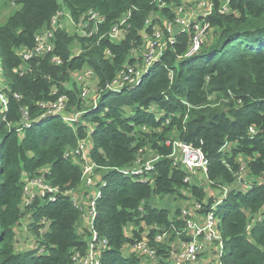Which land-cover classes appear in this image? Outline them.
<instances>
[{
  "label": "trees",
  "instance_id": "16d2710c",
  "mask_svg": "<svg viewBox=\"0 0 264 264\" xmlns=\"http://www.w3.org/2000/svg\"><path fill=\"white\" fill-rule=\"evenodd\" d=\"M14 2L18 8L0 24V74L7 97V108H0V264H75L74 252L87 251L90 231H77L83 212L71 194L82 184L83 160L71 154L82 140L88 142V161L101 172L93 221L107 243L100 264H145L134 251L123 254L124 246L141 240L144 232L155 249L154 264H173L166 241L154 237L181 230L180 210L172 215L150 203L152 196L166 195L195 199L203 212L221 198L213 212L222 248L211 262L264 264V184L257 182L264 174V0H231L228 13L214 10L208 19L212 41L206 39L191 55L185 56L190 34L176 33L136 83L121 87L107 85L128 74L129 67L137 70L145 36L163 31L164 22L173 19L171 8L159 9L158 0ZM63 8L74 23L88 20L87 31L95 30L53 28L51 21ZM89 11L101 21L90 19ZM151 13L156 16L147 23ZM116 25L121 34L114 39ZM44 29L53 31L52 50L31 57L28 70L19 73L18 51L32 49L35 34ZM86 69L97 81L89 106L84 87L71 80ZM60 96L66 101L63 115L47 114L39 105ZM76 113L72 122L63 118ZM172 132L202 150L207 180L222 196L204 204V189L184 182L186 171L173 164L167 143ZM147 150L157 156L148 172L151 181L122 173ZM242 166L252 177L247 188L233 186ZM43 168L45 181L57 192L53 199L36 195L22 209L26 181ZM26 215L36 246L17 251L15 227ZM128 225L134 227L130 235L124 230Z\"/></svg>",
  "mask_w": 264,
  "mask_h": 264
},
{
  "label": "built area",
  "instance_id": "2783aa9c",
  "mask_svg": "<svg viewBox=\"0 0 264 264\" xmlns=\"http://www.w3.org/2000/svg\"><path fill=\"white\" fill-rule=\"evenodd\" d=\"M231 0H158L157 5L159 9L161 8H171L173 12V19L170 21L164 22V29L161 31L160 29H154V32L150 36H145V40L147 39V43L145 45V49L142 52V69L134 70L133 68H128V74H123L120 79L115 80L113 83L107 85V87H121L122 85L128 84L131 85L136 83L141 75L149 69L154 61L159 59L164 50L167 43L174 42L176 38V33L178 32H187L190 34V45L188 51L185 56L191 55L197 52L200 49L202 43L208 38L212 27L208 21L210 14L216 10L220 14L228 13L229 5ZM193 12L194 16L192 18L186 17L185 13ZM60 13H58L59 15ZM88 16L90 19H94L95 21L100 22L101 17L97 16L95 12L89 11ZM58 15L54 17L51 21L52 27L56 26V18ZM156 16L153 13L150 14L147 23H150L152 18ZM71 20V18H70ZM72 24L77 28L79 33L91 34L96 26H91L89 28V21L81 20L77 24L71 20ZM123 22V20L121 21ZM121 29L119 26H114L111 29V36L114 39L120 37ZM53 31L52 29H44L35 34V46L26 50L21 48L18 53L21 58V65L18 67L19 73H24L28 70L26 67V61H28L33 56H38L40 54L48 53L53 48ZM144 40V42H145ZM144 47V44H143ZM52 61L58 63L59 59L55 56L52 57ZM88 72L91 75L89 70H83ZM80 76V75H79ZM0 79L2 80L3 87L4 81L0 74ZM81 81L83 79H80ZM3 87L0 88V108H7V97L3 91ZM87 89H82V96H87ZM40 106L45 107L47 114H62L66 110V101L64 96H60L56 99V101L44 104L40 103ZM78 113L74 116H69L64 114V119L68 122H72L76 119ZM23 118L27 119L26 110L23 111ZM253 131V128L250 129ZM168 144L172 146V154L173 164H180L186 171V175L184 177V182H192V177L201 174L205 179L206 171H207V159L204 156L202 150L199 147H194L191 144H187L185 142L180 141L179 139H171L167 141ZM87 141H80L78 145V149H76L71 154L74 157L77 154L83 160L82 164V183L85 187L90 188L94 183H92V175L94 171L97 169L96 166L88 161L87 155ZM157 160V156L154 155L152 160L142 161L136 158L135 163L131 167H127L122 169V173L126 175H136L139 177L141 181H151L148 172L153 169V164ZM136 163H138L136 165ZM41 175L37 176L33 179L27 180L23 189L24 196L26 195V191L30 186L36 185L39 187L40 192L38 193L40 197L49 199H53L54 194L57 192V188L50 185L45 181L44 175L47 173L45 168L42 169ZM244 172V167H241V172L237 176V180L242 186L245 184L246 188L249 187L251 181L242 178V173ZM147 173V174H146ZM244 181V182H243ZM258 183L264 184V174L258 179ZM226 189L224 190V193ZM100 195V191L96 188L95 191H92V194L88 198L87 204L83 207L80 202L74 201L78 203L82 210V214L86 215L89 220L88 230L90 231L87 238V251L84 255H81L79 252H74L73 261L75 264H100V253L101 250L106 246V240L100 238L93 227V221L95 218V200ZM34 195H27L26 198H34ZM30 199V202H31ZM29 200L27 201V203ZM221 202V198H219L215 204L211 205L207 211L203 212L202 205L198 202L194 203L191 210L181 208L180 215L177 217L184 221V226L181 230H175L172 234L167 232L156 233L154 239L158 242L166 241L170 239V237L180 238L181 239V247L175 251H170L171 261L173 264H198L204 261L203 264H219L211 262L213 256L207 259L200 261V247L206 244V241H213L215 243V250L217 253L221 251L222 248V239L220 232L218 230V219L214 215L215 206ZM86 207V208H85ZM86 209V211H85ZM195 213L199 215L196 216ZM196 216V217H195ZM195 217V218H194ZM184 236V237H183ZM132 251L136 252L138 255H146L155 258V249L151 247L148 243V239L146 238V232L143 233L141 240L135 242L131 245ZM215 252V255H216ZM173 253V254H172Z\"/></svg>",
  "mask_w": 264,
  "mask_h": 264
},
{
  "label": "rangeland",
  "instance_id": "374dc122",
  "mask_svg": "<svg viewBox=\"0 0 264 264\" xmlns=\"http://www.w3.org/2000/svg\"><path fill=\"white\" fill-rule=\"evenodd\" d=\"M61 1V0H60ZM18 8V5H16V3L14 2V0H0V24H3L5 22V20L7 19V17L15 10ZM186 17H188L189 19L192 18L194 16V11L193 12H187L185 13ZM59 20V22H58ZM61 26L64 27L69 33L72 32H77V28L74 26V24H72L70 17L66 11L65 8H63V11L58 15V18H56V26ZM211 33V34H210ZM208 37V41H210L212 39V30L210 31ZM212 41V40H211ZM147 43V39L144 42V47L142 46V51L145 49V45ZM74 50H76L75 47H73ZM136 68L137 69H142V61H137L136 63ZM80 75V76H79ZM72 81L74 82H78L79 85H82V87L86 88L88 93H87V98L84 101V105L85 106H89L90 103L92 102L91 99L95 96V91L97 89V81L96 78L93 75H90L88 72L86 73V71H81V72H74L72 75ZM80 79H83L82 81ZM3 87V83L2 80L0 79V88ZM171 139H176V134L175 132H172L169 136ZM154 157V154L149 152L148 150L145 151L144 153H141L140 155H138V158L142 161H146V160H152ZM239 159L241 160V162L244 161V156H239ZM78 161V160H76ZM80 163V162H79ZM83 164V162H82ZM138 163H136L137 165ZM101 172H96L94 171L93 175H92V183H94V185H92L90 188V192L95 191V184L98 182V178L100 177ZM242 178L247 179L248 181H252V177L247 176L244 172L242 173ZM192 182L197 183L199 186H201L204 191H205V198L202 200L204 204L207 203L209 198H218L219 196H222V194H220V191L217 190L216 188H213L212 186H210L209 182L207 179H205L201 174L193 176L192 177ZM84 183V182H82ZM83 185V184H81ZM84 186V185H83ZM234 187H242V188H246L245 184L242 186L241 183H239L238 181H236L233 184ZM85 187V186H84ZM87 188V187H86ZM83 189V188H82ZM39 187L36 185H32L29 187V189L26 191V195L23 197V201H22V205L21 208L23 209L25 207L26 204L30 203V199L31 198H26L27 195H38L39 196ZM79 194H83L79 193ZM187 197H189L188 194H186ZM77 197H79L80 199L83 198V196L81 195H77ZM29 200V202L27 203V201ZM197 201L195 199L192 198H188V199H179V198H175L172 195H166V196H152L150 198V203L153 206L156 207H165L170 209L172 215H174V210L175 209H188L191 210L194 203H196ZM83 205V207L85 206V203L81 204ZM86 208V207H85ZM86 211V209H85ZM86 214V213H84ZM82 214V216L84 215ZM196 216H198V213H195ZM195 216V217H196ZM194 217V218H195ZM28 223H29V219H28V215H26L21 221L20 223L15 227V236H14V246L15 249L17 251H26L29 249H32L36 246V239L34 234L28 230ZM88 226H89V222H88ZM133 225H128L125 227V232L127 233V235L131 234V231L133 230ZM80 227H77V231L81 233L80 231ZM88 238V236H86V239ZM168 247L171 249L170 251H173L175 253V251H177L181 246V239L180 238H171V239H167L165 242ZM131 245L127 244L124 246L123 248V254L124 255H128L131 252ZM215 243H213V241H206V244L202 245L200 247V254H199V258L200 261L210 258L212 256L215 255ZM173 254V253H172ZM143 262L145 264H154L155 262V258L153 257H148L146 255H143Z\"/></svg>",
  "mask_w": 264,
  "mask_h": 264
},
{
  "label": "crops",
  "instance_id": "0c3cea01",
  "mask_svg": "<svg viewBox=\"0 0 264 264\" xmlns=\"http://www.w3.org/2000/svg\"><path fill=\"white\" fill-rule=\"evenodd\" d=\"M99 180H100V177L98 178V181ZM90 190H91V188H86L83 185H80V187L78 189L72 191L71 194H72V197L76 201L80 202L81 204H83V203L87 204L88 198L92 194V192H90ZM82 192H83V194H79V193H82ZM77 195H81V196H83V198L80 199L79 197H77ZM88 222H89L88 217L86 215H83V216L81 215V218H80V220L78 221V224H77V227L81 228L80 229L81 232L84 229L88 230ZM126 235H127V233H126ZM131 251H132V248H131Z\"/></svg>",
  "mask_w": 264,
  "mask_h": 264
}]
</instances>
